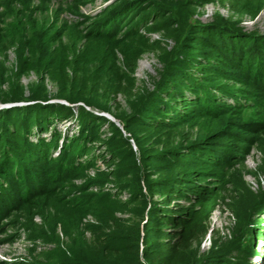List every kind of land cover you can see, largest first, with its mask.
Here are the masks:
<instances>
[{
	"label": "trees",
	"instance_id": "1",
	"mask_svg": "<svg viewBox=\"0 0 264 264\" xmlns=\"http://www.w3.org/2000/svg\"><path fill=\"white\" fill-rule=\"evenodd\" d=\"M221 1L252 19L264 2ZM173 6L117 0L100 30L68 45L47 27L42 55L31 49L35 26L0 19V104H13L0 109V204L39 205L34 240L50 241L33 264H250L251 250L224 243L210 223L226 175L245 167L262 132L239 117L264 97V37L231 18L186 27ZM150 32L174 43L161 48L151 89L135 76L141 56L158 49ZM16 41L24 56L7 67ZM208 116L226 119L213 136L196 129ZM70 118L76 132L62 136L54 122ZM50 128L48 141L29 138Z\"/></svg>",
	"mask_w": 264,
	"mask_h": 264
},
{
	"label": "rangeland",
	"instance_id": "2",
	"mask_svg": "<svg viewBox=\"0 0 264 264\" xmlns=\"http://www.w3.org/2000/svg\"><path fill=\"white\" fill-rule=\"evenodd\" d=\"M115 1L117 0H0V19H3L5 24L15 25L14 19H17L16 23L17 21L24 22L29 28L35 26L37 37L31 49L33 48L32 51H38L42 55L45 52L42 47L45 40L43 31L47 27H52L56 35H62L64 45H68L69 41L84 36L90 30H100V27L110 17V14L105 12V8ZM171 1L174 3L175 15L186 27L197 22L207 23L219 17L231 18L234 22H238L236 24L247 33H258L264 37V2L261 10L252 19L249 14L240 18L235 16L227 4H223L221 0L196 7L192 0ZM124 5H120L117 11L123 13L128 9L127 5L123 8ZM147 38L158 39L160 47L158 46L154 52L141 56L137 63L135 76L138 86L144 83L151 89L152 80L158 77V72L162 69L160 59H158V55L162 53L161 48L169 51L174 43L170 38L160 37L154 32H150ZM18 43V41L14 42L8 52V58L5 61L7 67L17 64L18 57L24 56L21 54L23 44ZM34 79L35 76L31 74L23 77L21 82L26 85ZM48 90L50 93L54 92L51 83H48ZM119 100L122 104L124 103L121 98ZM9 105L13 104L1 103L0 109L7 108ZM74 111L77 112V108ZM239 119L244 123L261 128L262 132L256 138V144L246 157L245 167L237 166L234 172L231 171L226 175L230 183L222 193L223 199H216V209L211 217L210 230H214L217 237H222L223 242L239 241L245 249H250L252 253L249 256L250 264H264V97L258 100L256 105L243 109ZM225 121V118L217 119L215 116H208L198 121L196 129L201 130L203 135L213 136L218 129L223 127ZM54 124L62 136H71L76 132V118L56 120ZM52 129L42 133L34 129L29 138L34 141L40 135L48 141ZM224 142L225 140L221 139L215 143L220 147ZM60 143L61 138H58L55 144ZM55 151L57 150L53 151V157H55ZM101 151L103 150L96 149L97 153ZM223 152L222 150L221 153ZM225 157L228 158L229 153ZM37 206L39 205L20 206L11 203L10 207L2 208L0 204V264H33L32 257L48 247L49 238L45 240L46 242L34 240L37 238L36 230L40 228L41 223L40 217L35 214L37 208V211L40 210ZM253 231L259 232L255 236ZM209 246L210 235L208 234L201 244V250L205 251Z\"/></svg>",
	"mask_w": 264,
	"mask_h": 264
},
{
	"label": "water",
	"instance_id": "3",
	"mask_svg": "<svg viewBox=\"0 0 264 264\" xmlns=\"http://www.w3.org/2000/svg\"><path fill=\"white\" fill-rule=\"evenodd\" d=\"M8 107H10V105ZM102 115L106 116L110 121L115 122V120L113 119L112 116H109L108 114H102ZM115 123H116V125H119L117 122H115Z\"/></svg>",
	"mask_w": 264,
	"mask_h": 264
}]
</instances>
